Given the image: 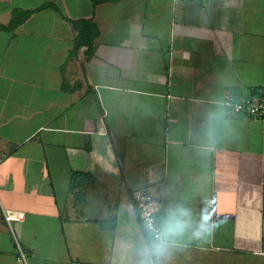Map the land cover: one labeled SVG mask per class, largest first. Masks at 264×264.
<instances>
[{"label": "crops", "instance_id": "obj_1", "mask_svg": "<svg viewBox=\"0 0 264 264\" xmlns=\"http://www.w3.org/2000/svg\"><path fill=\"white\" fill-rule=\"evenodd\" d=\"M230 99L264 102V0H0V264H139L143 188L218 225L163 264H264V118Z\"/></svg>", "mask_w": 264, "mask_h": 264}, {"label": "clouds", "instance_id": "obj_2", "mask_svg": "<svg viewBox=\"0 0 264 264\" xmlns=\"http://www.w3.org/2000/svg\"><path fill=\"white\" fill-rule=\"evenodd\" d=\"M212 119L217 120L219 117L213 116ZM217 226L204 216L193 224L191 211L182 205L169 208L158 221L146 224L148 237L139 264H163V258L169 255L174 241L187 231L191 230L193 238L203 240Z\"/></svg>", "mask_w": 264, "mask_h": 264}, {"label": "built area", "instance_id": "obj_3", "mask_svg": "<svg viewBox=\"0 0 264 264\" xmlns=\"http://www.w3.org/2000/svg\"><path fill=\"white\" fill-rule=\"evenodd\" d=\"M225 106L234 114H247L259 119L264 118V102L257 103L254 99L246 100L245 102H235L230 99L225 103ZM134 202L138 208L139 215L143 226L148 223H155L158 214L162 211V202L152 196L147 188L139 189L133 194ZM3 216L5 222L10 226L12 222L23 221L25 214L4 210ZM19 261L22 264H27L26 253L18 246Z\"/></svg>", "mask_w": 264, "mask_h": 264}, {"label": "trees", "instance_id": "obj_4", "mask_svg": "<svg viewBox=\"0 0 264 264\" xmlns=\"http://www.w3.org/2000/svg\"><path fill=\"white\" fill-rule=\"evenodd\" d=\"M85 26H87V24H86ZM89 32H90V31H89ZM86 35H87V32H86V34L84 35L83 39H85ZM79 43H81V39H80V42H78V44H77V49L79 48Z\"/></svg>", "mask_w": 264, "mask_h": 264}]
</instances>
